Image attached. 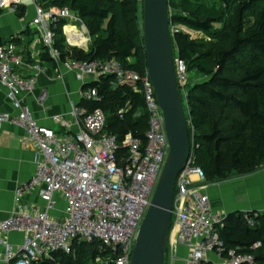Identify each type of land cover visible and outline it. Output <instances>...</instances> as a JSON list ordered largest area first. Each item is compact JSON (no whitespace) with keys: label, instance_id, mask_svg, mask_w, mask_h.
<instances>
[{"label":"built area","instance_id":"1","mask_svg":"<svg viewBox=\"0 0 264 264\" xmlns=\"http://www.w3.org/2000/svg\"><path fill=\"white\" fill-rule=\"evenodd\" d=\"M32 1L35 14L29 25L38 30L43 49L53 64L73 73L82 86L98 81L101 76H112L118 86L132 88L142 97L148 126L144 145L130 135L119 142L116 136L104 132L105 116L101 111L88 112L74 103H70L69 119H52L56 126L67 131L65 135L40 126L20 98L33 90L35 78H23L18 73L25 65L13 42L0 43V87L6 89L7 99L15 110L12 115L0 113V131L6 124L20 128L24 143L35 150L36 164L33 177L16 190L15 213L0 221V237L10 232L25 236L18 248L0 240L5 249L3 260L7 264H40L55 253L71 255L75 245L97 243L99 251L120 249L116 264H129L169 152L154 88L147 70L140 75L114 61L61 62L55 48L57 24L65 22L62 32L68 47L83 49L72 42L74 36L65 32L66 27L76 28L69 22L81 25L76 30L82 32L86 49L91 42L89 33L80 17L67 7L45 9L38 0ZM174 65L178 89L186 94V65L179 59H175ZM31 70L35 74L43 71L37 64ZM47 96L45 90L40 92V106L45 105ZM81 101L100 98L90 89L81 91ZM194 147L192 138L188 158L175 181L166 245L168 260H174L176 248L182 246L187 252L185 264H253L251 256H236L232 252L224 255L225 248L217 234L224 218L211 210L203 173L194 166ZM33 191H39L43 211L23 206V195ZM58 199L64 209L62 218L54 220L49 212L54 211ZM248 224L254 226L252 220ZM259 247L257 244L252 250ZM96 262L106 264L99 259Z\"/></svg>","mask_w":264,"mask_h":264},{"label":"trees","instance_id":"2","mask_svg":"<svg viewBox=\"0 0 264 264\" xmlns=\"http://www.w3.org/2000/svg\"><path fill=\"white\" fill-rule=\"evenodd\" d=\"M207 0H168L170 29L181 26L208 37L193 40L182 32H172L174 58L183 61L188 75L200 81L187 82L184 106L190 139L193 138L194 166L201 169L204 186L251 176L264 170V0H238L232 20L222 22L221 11ZM138 0H38L45 9L67 7L85 25L91 42L87 51L68 47L60 21L55 48L60 61L118 63L123 69L143 75L146 72L142 40V15ZM229 2V0H225ZM260 10L253 22L246 14ZM221 28H216L217 25ZM74 27H66L68 33ZM79 32V31H78ZM1 43V42H0ZM244 63H240L242 57ZM42 61L53 62L43 49ZM94 89L100 101H81L88 112L105 116L104 132L122 142L127 136L145 143L147 117L142 97L127 86H118L112 76H101L82 86ZM186 102V107L185 103ZM193 131V132H192ZM248 220L254 222L251 227ZM217 234L225 254L251 256L253 264H264V213L235 212L227 215ZM260 244V247L252 248ZM98 244H78L71 255L55 253L40 264H116L120 249L99 251ZM168 263L165 251L164 264Z\"/></svg>","mask_w":264,"mask_h":264},{"label":"crops","instance_id":"3","mask_svg":"<svg viewBox=\"0 0 264 264\" xmlns=\"http://www.w3.org/2000/svg\"><path fill=\"white\" fill-rule=\"evenodd\" d=\"M34 14L32 0H0V42L11 41L16 46L17 54L25 65L18 70L20 76L35 78L33 90L20 96L22 102L29 107L40 126L65 135L67 131L56 126L52 119L54 117L69 119L70 103L75 105L81 103L82 85L73 73L42 61L41 36L36 28L29 25ZM76 32H78L76 28H72L67 34L69 37H75ZM34 64L39 65L43 71L35 74L31 70ZM43 90L48 96L42 107L38 103V97ZM0 113L15 114L7 99V91L3 87H0ZM35 171V150L32 145L24 143V132L14 125H3L0 131V221L8 219L15 213L16 190L27 183ZM205 193L209 197L213 214L220 218L235 212L264 213V170L244 178L206 186ZM22 204L27 209L44 210L39 191L24 194ZM63 209L64 204L58 199L54 211L49 212V216L54 220H60ZM24 237L22 233L10 232L2 235L0 240L13 248H18ZM4 250L0 242V264H7L3 260ZM175 253V259L168 260L167 264H185L186 250L179 246Z\"/></svg>","mask_w":264,"mask_h":264},{"label":"water","instance_id":"4","mask_svg":"<svg viewBox=\"0 0 264 264\" xmlns=\"http://www.w3.org/2000/svg\"><path fill=\"white\" fill-rule=\"evenodd\" d=\"M168 0H142L146 70L162 111L169 152L129 264H164L175 181L190 152V137L175 74Z\"/></svg>","mask_w":264,"mask_h":264},{"label":"rangeland","instance_id":"5","mask_svg":"<svg viewBox=\"0 0 264 264\" xmlns=\"http://www.w3.org/2000/svg\"><path fill=\"white\" fill-rule=\"evenodd\" d=\"M138 1H139L138 2L139 14L142 15V0H138ZM206 3H207L208 6H214V7L218 8L221 11V13H222V15H221L222 16V22L221 23L223 24V23H229L232 20L233 15H234V11L236 9V6L238 5V0H229V2H227V3L225 2V0H207ZM259 10H260V7L259 8L255 7L252 11L248 12L246 14V21L247 22H253L255 20L256 14L258 13ZM68 24L76 26V28L78 30L81 29V25L80 24L70 23V22ZM222 24L217 25L216 28L217 29L221 28ZM177 30L188 34L191 37V39H193V40H203V42L208 43V44H209V42H211V43L218 42V41H215V40L211 41L210 38L202 36V35H200L198 33L189 31L186 28L181 27V26H172L171 27V32H174V31H177ZM59 37H60V39L62 37L64 38V35L60 34ZM141 42H142V40H139V46H141ZM84 50L87 51L86 48ZM245 61H246V57L245 56L242 57V59H240V63H244ZM199 81H200V77L198 75L197 76L196 75L195 76L188 75V83H190L191 85H193V84H195L196 82H199ZM181 95H182L183 99L185 100L187 94H185V93L182 94L181 93ZM184 103H185V107H186V102H184Z\"/></svg>","mask_w":264,"mask_h":264},{"label":"bare ground","instance_id":"6","mask_svg":"<svg viewBox=\"0 0 264 264\" xmlns=\"http://www.w3.org/2000/svg\"><path fill=\"white\" fill-rule=\"evenodd\" d=\"M73 43L80 45L83 47V49H85V40H84V38H82V32H76L75 33V40L73 41Z\"/></svg>","mask_w":264,"mask_h":264}]
</instances>
